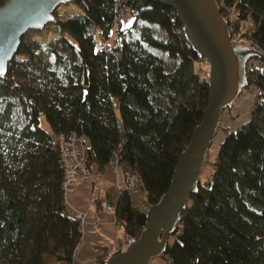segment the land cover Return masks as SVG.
Wrapping results in <instances>:
<instances>
[{
    "label": "trees",
    "instance_id": "1",
    "mask_svg": "<svg viewBox=\"0 0 264 264\" xmlns=\"http://www.w3.org/2000/svg\"><path fill=\"white\" fill-rule=\"evenodd\" d=\"M70 2L79 11L56 8L42 29L25 32L0 77V264L76 262L82 222L68 213L52 132L84 136L90 165L99 170L118 154L152 204L169 189L208 102L206 65H197L203 58L171 4ZM218 3L230 28L246 33L255 27L264 52V0ZM127 10L132 21L124 24ZM111 36V46L100 48ZM156 48L176 59L174 67H166ZM247 78L244 89L255 91L249 118L224 129L213 173L190 196L161 255L169 264H264L263 58L247 62ZM132 194L123 190L113 204L127 238L138 237L146 222ZM107 254L98 258L101 264Z\"/></svg>",
    "mask_w": 264,
    "mask_h": 264
},
{
    "label": "water",
    "instance_id": "2",
    "mask_svg": "<svg viewBox=\"0 0 264 264\" xmlns=\"http://www.w3.org/2000/svg\"><path fill=\"white\" fill-rule=\"evenodd\" d=\"M70 0H5L0 4V77L18 50L22 35L42 29L54 19L55 9ZM171 4L183 22L187 40L209 63V97L200 122L181 152L169 189L156 203L148 204L140 235L127 238L125 247L108 251L104 264H151L167 248L189 198L198 191L202 166L218 132L222 112L233 106L248 86L247 62L264 59L258 47L231 44L229 20L218 0H162Z\"/></svg>",
    "mask_w": 264,
    "mask_h": 264
},
{
    "label": "crops",
    "instance_id": "3",
    "mask_svg": "<svg viewBox=\"0 0 264 264\" xmlns=\"http://www.w3.org/2000/svg\"><path fill=\"white\" fill-rule=\"evenodd\" d=\"M245 90V89H244ZM240 95V99H247V89ZM250 93L255 96V91ZM239 98V97H238ZM254 101V99H253ZM252 104L250 105L251 108ZM46 128L48 124L43 121ZM236 126H231L234 129ZM94 171L101 173L97 181L99 190H93L89 183L82 182L71 187L65 193V199L70 215L79 217L80 213L84 214L82 225V235L77 246L76 262L74 264H101L100 258L106 250H114L121 247L126 236L123 227L118 222L115 212L103 209L101 201L107 200L114 204L120 194L117 183L124 181V168L114 167L110 163L105 169L99 170L96 164L92 165ZM93 195L96 199L92 200ZM164 264L163 256H157L151 264Z\"/></svg>",
    "mask_w": 264,
    "mask_h": 264
},
{
    "label": "built area",
    "instance_id": "4",
    "mask_svg": "<svg viewBox=\"0 0 264 264\" xmlns=\"http://www.w3.org/2000/svg\"><path fill=\"white\" fill-rule=\"evenodd\" d=\"M126 13L133 14V12L130 10H127ZM91 30L94 31V28H91ZM254 30L255 27H252L248 32L241 33L231 27V44H245L248 46L257 47L252 35ZM110 46L111 44L104 40L99 43L100 48H109ZM207 64L208 62L204 58L197 62L198 66H205ZM51 143L60 153V160L64 170L62 187L65 193L71 187L82 182L89 183L94 191L99 190L97 181L100 179L101 173L99 171H94L90 165L87 142L84 136L76 131H54L51 133ZM111 163L116 168H124V181L117 183V188L120 192L123 190H128L131 193H137L141 190V185L136 172L129 168L118 154H115ZM95 199L96 197L93 195L92 200ZM101 207L112 212H114L115 209L114 205L107 200L101 201ZM79 218L81 219L83 225L84 214L80 213ZM125 245L126 244H123L121 247ZM167 264H169V261H167Z\"/></svg>",
    "mask_w": 264,
    "mask_h": 264
},
{
    "label": "rangeland",
    "instance_id": "5",
    "mask_svg": "<svg viewBox=\"0 0 264 264\" xmlns=\"http://www.w3.org/2000/svg\"><path fill=\"white\" fill-rule=\"evenodd\" d=\"M57 8H58V12L60 14H63L64 12L76 13L79 11V8L77 7V5H75L72 2L62 3ZM123 20H124V24H128L129 22L132 21V16L125 13V14H123ZM107 42L109 44H112L113 43V37L111 36V38H109L107 40ZM155 50L157 53H159L164 58L166 67L168 69H171L172 67H174V65L176 63L175 58L171 57L164 50L157 49V48ZM41 56L43 57V59L45 61L50 62L51 56L49 54H47L45 51H42ZM208 69H209V63L206 65L205 68H203L202 73H205V71H207ZM247 91H248V94L245 95L247 99H245V100L240 99L241 97L239 96V98H237L235 100L233 106L230 109H226L223 111L222 118L220 121L221 127L218 129L217 134L214 136L212 145L208 149V156L205 159L203 166H202V172H201V176H200L201 181L207 180L213 173V166L212 165L214 163V158H215L216 153H217L218 145H219L220 141L225 136V130L224 129L227 127L229 129H231L230 125L231 126H237L242 121H245L249 118L250 105L253 103L254 96L252 93H250L252 91L251 88H249V89L247 88ZM241 94H243V91L241 92ZM132 196H133L135 204L139 208L146 210L148 204L146 202L145 190H140L137 193H133ZM124 244H127V237H126ZM125 246H123V247H125ZM45 258L48 261L51 260V257L48 255H46ZM163 259H164V264H167L166 259L164 257H163Z\"/></svg>",
    "mask_w": 264,
    "mask_h": 264
},
{
    "label": "bare ground",
    "instance_id": "6",
    "mask_svg": "<svg viewBox=\"0 0 264 264\" xmlns=\"http://www.w3.org/2000/svg\"><path fill=\"white\" fill-rule=\"evenodd\" d=\"M155 264H158V262H156Z\"/></svg>",
    "mask_w": 264,
    "mask_h": 264
}]
</instances>
